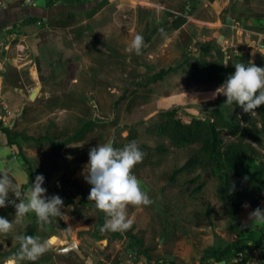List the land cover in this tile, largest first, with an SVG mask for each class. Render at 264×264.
Masks as SVG:
<instances>
[{
    "label": "rangeland",
    "instance_id": "374dc122",
    "mask_svg": "<svg viewBox=\"0 0 264 264\" xmlns=\"http://www.w3.org/2000/svg\"><path fill=\"white\" fill-rule=\"evenodd\" d=\"M37 1V7L50 8L48 18L34 22L26 17L0 28V102L9 113L0 105V173L6 172L22 192L43 175L46 195H58L64 202L63 216L44 227L34 213L16 223L13 206L0 209V217L13 221V231L0 235V264L18 252L16 236L21 234L48 242L41 258L22 264H226L210 255L238 242L242 249L231 260L252 255L264 224L249 219V207L243 206L239 214L244 233L230 235L224 207L215 196L217 183L207 170L171 178L199 147L173 149L145 129L160 112L174 108L186 123L192 118L207 121L218 107L227 119H238L225 96L214 97V83L190 76V65L227 63L235 70L236 63L251 61L264 67V52L258 47L264 46V0H230L229 12L223 8L227 0H148L147 7L131 0ZM84 3L89 10H71L72 4ZM92 15L102 20L90 23L98 26L90 33L83 21ZM137 34L146 44L141 55L126 51ZM219 37L226 54L217 45ZM203 45L209 46L207 53L201 51ZM169 68L175 70L151 84L156 73ZM37 87L38 95L30 101ZM147 89L149 102L127 111L131 93L144 95ZM128 127L137 130L139 144L169 150L133 169L153 203L140 210L129 207L133 225L114 232L128 235L116 238L101 231L105 221L99 222V211L88 200L91 185L83 173L89 150L110 141L122 148ZM250 145L253 159L264 160V147ZM9 199L15 197L9 194ZM71 241L85 260L56 253Z\"/></svg>",
    "mask_w": 264,
    "mask_h": 264
},
{
    "label": "trees",
    "instance_id": "16d2710c",
    "mask_svg": "<svg viewBox=\"0 0 264 264\" xmlns=\"http://www.w3.org/2000/svg\"><path fill=\"white\" fill-rule=\"evenodd\" d=\"M36 21V19H30ZM208 45L201 46V51L207 53ZM175 69L161 70L156 73L151 80V84H156L163 80L170 72ZM235 70H230L223 64L211 65L205 61H196L190 65V76L201 83L212 82L216 88L221 86ZM146 94L138 95L132 92L131 99L127 103V111L135 107L147 104L149 102L150 89ZM141 99V100H139ZM238 119L231 121L227 119L218 107L210 113L209 120L192 118L189 122H184L179 117V109L174 108L162 111L157 115V119L151 122L145 129L148 135L165 139L173 149H185L192 146H198L199 149L194 152L187 161L173 172L171 178L189 170L204 169L207 170L213 180L217 183L215 196L223 205L225 216L228 222L227 232L230 235L240 236L244 233V227L239 222L241 208L247 204L251 211L261 208V202L264 201V160L253 159L254 152L250 144L256 147H264V105L257 108V116L251 117L243 112L238 105H232ZM242 121L249 122L248 124ZM7 133L8 130H1ZM227 135L231 141L226 142L224 135ZM138 132L133 127L127 128L125 145L135 141L140 150L145 154L143 162L135 168L150 164V159L154 154H166L168 147L159 145L155 148L148 147L138 143ZM252 165L249 166L251 161ZM97 210V209H96ZM98 211V210H97ZM207 211L206 217H209ZM99 211V222L102 224L105 217ZM50 224L43 225L48 227ZM116 238H122L126 235L108 232ZM261 236L257 247H261L263 242ZM241 243H234L225 247L221 251H216L210 255L216 258L217 262L225 261L226 264H247V259L231 260L230 255L237 254L242 249Z\"/></svg>",
    "mask_w": 264,
    "mask_h": 264
},
{
    "label": "clouds",
    "instance_id": "9594fccd",
    "mask_svg": "<svg viewBox=\"0 0 264 264\" xmlns=\"http://www.w3.org/2000/svg\"><path fill=\"white\" fill-rule=\"evenodd\" d=\"M146 47L142 35L137 34L126 49L141 55ZM227 67L228 64L224 63ZM235 72L227 77L219 86L215 96L226 97L225 104H236L251 117L257 116L255 111L264 105V67L256 66L250 61L248 65L236 63ZM145 154L135 141L122 148H115L111 143L98 144L89 150V161L83 173L85 182L91 185L88 196L98 211L105 215V223L101 231L124 232L131 229L133 219L129 217V207L142 209L150 206L153 201L141 187V181L133 174V169L143 162ZM43 175H37L35 182L22 192L5 172L0 173V209L9 205L15 208L16 223L29 213H34L37 223L41 226L50 224L54 217H61L63 200L58 195L47 196ZM9 194L15 200L9 199ZM18 201V202H16ZM245 208L249 205L245 204ZM249 219L264 224V210L256 208L249 214ZM13 231V221L0 217V235ZM18 252L8 256L4 264H22L35 262L48 250V242L39 236L18 235Z\"/></svg>",
    "mask_w": 264,
    "mask_h": 264
},
{
    "label": "crops",
    "instance_id": "0c3cea01",
    "mask_svg": "<svg viewBox=\"0 0 264 264\" xmlns=\"http://www.w3.org/2000/svg\"><path fill=\"white\" fill-rule=\"evenodd\" d=\"M17 1L18 0H1L0 5L2 3L5 4L3 6V9L0 8V28L1 29L5 28L6 25H8V27H9L10 25L15 24L16 22H21L26 17H29L30 19H46V18H48L49 11H51L50 8H48V7H44V8L37 7L36 6L37 4H33V3H35V0H32V1L31 0H29V1L28 0L27 1L22 0V1H18V2ZM25 1H26V3H25ZM131 1L136 3L135 6L140 4V6H142V7H147L149 5L148 0H141V1L131 0ZM238 1H242V0H238ZM36 2L38 3L37 0H36ZM30 3H31V5H30ZM214 3H215V1H214ZM225 3L226 4L223 8L227 11V9L229 8L230 0H227V2H225ZM211 5H213V3ZM89 6L90 5H87V3L80 4V5L72 4L71 10L73 12L77 13V12H81L82 10H86V9H83L85 7L88 8V10H89L90 9ZM186 10H187V12L190 11L188 5L186 6ZM227 12H229V11H227ZM101 20H102V17H100L98 15H95V16L92 15L90 20H84L83 23L84 24L88 23L89 29L91 31L90 33H92L93 29L98 30V26L94 27V25H91L90 23L91 22H93L92 24H94L95 22L99 23L98 21L101 22ZM110 22H111V18H109L108 25L112 24V22L111 23ZM23 23H21V24H23ZM111 29H112V27H111ZM220 40L222 41L223 38L219 37V41ZM219 41L217 42V45L222 46L219 44ZM223 48H225V47H223ZM1 103L2 102H0V104Z\"/></svg>",
    "mask_w": 264,
    "mask_h": 264
},
{
    "label": "water",
    "instance_id": "95a60500",
    "mask_svg": "<svg viewBox=\"0 0 264 264\" xmlns=\"http://www.w3.org/2000/svg\"><path fill=\"white\" fill-rule=\"evenodd\" d=\"M219 44L223 46L221 40L219 41ZM225 47V46H223ZM258 47L264 52V46L262 45H258ZM224 53H225V50H224ZM226 54V53H225ZM199 56V53L197 55L194 54V57H198ZM39 90V87H37L35 89V91H33L30 95H29V100L30 101H33L35 100V98L37 97L38 93L37 91ZM23 110V107H21V111ZM21 113L18 114V116L20 115ZM12 127V125H11ZM110 143L112 144V141H110ZM56 253L60 256H64V255H67L69 253H73L74 255H76L79 259H82V260H85V256L83 255L81 249L78 247V245L74 242V241H71L66 247H64L63 249H60L58 251H56ZM224 263V262H222Z\"/></svg>",
    "mask_w": 264,
    "mask_h": 264
},
{
    "label": "built area",
    "instance_id": "2783aa9c",
    "mask_svg": "<svg viewBox=\"0 0 264 264\" xmlns=\"http://www.w3.org/2000/svg\"><path fill=\"white\" fill-rule=\"evenodd\" d=\"M0 105L3 106V110L6 112V114H9L7 112V107L6 105H4L3 103H1ZM244 259V258H241ZM238 259V260H241ZM247 259V264H264V237H263V242L261 247L256 248L252 255H248V257H246Z\"/></svg>",
    "mask_w": 264,
    "mask_h": 264
},
{
    "label": "flooded vegetation",
    "instance_id": "af4514ba",
    "mask_svg": "<svg viewBox=\"0 0 264 264\" xmlns=\"http://www.w3.org/2000/svg\"><path fill=\"white\" fill-rule=\"evenodd\" d=\"M223 46H224V45H223ZM223 46H222V47H223ZM224 50H225V53H226V47L224 48ZM223 52H224V51H223ZM225 59H226V58H225Z\"/></svg>",
    "mask_w": 264,
    "mask_h": 264
}]
</instances>
